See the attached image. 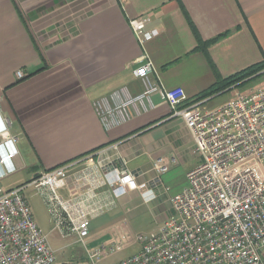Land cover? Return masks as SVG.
I'll return each instance as SVG.
<instances>
[{"label":"crops","instance_id":"obj_1","mask_svg":"<svg viewBox=\"0 0 264 264\" xmlns=\"http://www.w3.org/2000/svg\"><path fill=\"white\" fill-rule=\"evenodd\" d=\"M141 16L151 19L146 28L158 29L143 47L128 24ZM215 37L206 49L198 48ZM143 56L153 63L151 82L181 87L191 102L218 81L264 61V0H0V115L17 137L14 174L28 172L29 180L95 153L114 158L115 165L120 153L129 169L144 172L139 182L146 184L157 176L153 166L160 158L168 169L196 165L200 156L191 134L157 92L150 94L149 107L138 105V113L108 128L95 110L96 101L112 93L120 100L144 90L133 76ZM17 70L25 78L17 79ZM232 95L223 90L199 100L212 108ZM120 141L117 151L113 144ZM163 189L155 187L148 202L158 200L172 213L169 197L176 192ZM75 259H84L78 247L65 263Z\"/></svg>","mask_w":264,"mask_h":264},{"label":"built area","instance_id":"obj_2","mask_svg":"<svg viewBox=\"0 0 264 264\" xmlns=\"http://www.w3.org/2000/svg\"><path fill=\"white\" fill-rule=\"evenodd\" d=\"M150 22L149 16L128 21L141 47L158 34L157 28H146ZM143 57L133 76L141 79L144 90L120 100L115 92L96 101L101 122L108 128L129 119L138 113V105L149 107L150 94L157 92L168 103L170 116L184 122L200 162L186 171L185 186L169 197L172 213L157 233L138 234V249L114 264H264V86L242 92L235 84L229 88V100L205 108L204 100L186 102L181 87L164 89L151 82L153 63ZM15 76L20 80L26 74L17 70ZM10 126L0 115V179L19 170L17 137ZM122 142L113 148L118 151ZM115 158L120 165L114 158H100V153L86 155L0 189V264H58L47 244L50 233L79 244L84 259L70 264H99L116 252L117 243L89 247L91 221L130 192L140 191L146 202L153 199L168 165L158 159L153 166L157 176L146 188L139 182L143 171L129 169L118 152ZM29 187L48 211L50 233H44L32 215L23 193ZM66 189L73 193H63Z\"/></svg>","mask_w":264,"mask_h":264},{"label":"rangeland","instance_id":"obj_3","mask_svg":"<svg viewBox=\"0 0 264 264\" xmlns=\"http://www.w3.org/2000/svg\"><path fill=\"white\" fill-rule=\"evenodd\" d=\"M261 86H264V74L247 81L242 87H239V90L245 92L250 88L255 89ZM227 97H229V94L220 97L218 101H222ZM190 166L192 165H175L168 169L166 173L160 175L161 185L164 188L162 192L169 195L183 188L186 184L184 174ZM16 167L18 166L16 165ZM28 175V172H22L0 179V189L6 190L23 184L28 180ZM23 193L28 199L32 215L39 228L44 233H50L52 223L40 197L35 195L30 187L26 188ZM139 194L140 191H133L126 196L124 204L116 206L113 210L91 221L90 231L93 232L91 233L95 239L91 241L89 247L99 246L101 243L109 245L112 244V240L114 241L113 243L120 244L116 252L102 259L104 264H114L130 256L138 249V243L135 240L136 236L138 234L150 235L157 233L163 219L171 215L170 209H163L158 200L140 203ZM69 243L72 242L59 239L55 233L49 234L47 244L56 255L58 264H64L65 261H68L71 248L79 246V244L76 245L74 243L68 246ZM76 255L79 256L80 254Z\"/></svg>","mask_w":264,"mask_h":264},{"label":"trees","instance_id":"obj_4","mask_svg":"<svg viewBox=\"0 0 264 264\" xmlns=\"http://www.w3.org/2000/svg\"><path fill=\"white\" fill-rule=\"evenodd\" d=\"M219 37H215L209 41L200 42L198 48H202L203 50L207 48L211 43L215 42ZM264 61L252 65L242 71H239L223 80L218 81L215 85L210 87L209 89L200 93V95L195 99L199 100L201 98H205L210 96L216 92L230 90L229 88L236 84V86L242 87L247 81L257 78L264 74ZM39 71V70H38ZM37 71V72H38ZM34 73L30 74L33 75ZM28 75V76H30Z\"/></svg>","mask_w":264,"mask_h":264}]
</instances>
